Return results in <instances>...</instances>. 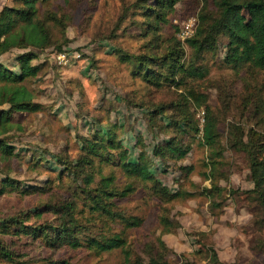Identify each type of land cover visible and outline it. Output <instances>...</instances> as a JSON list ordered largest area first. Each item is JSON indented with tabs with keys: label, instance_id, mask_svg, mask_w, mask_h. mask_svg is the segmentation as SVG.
<instances>
[{
	"label": "rangeland",
	"instance_id": "1",
	"mask_svg": "<svg viewBox=\"0 0 264 264\" xmlns=\"http://www.w3.org/2000/svg\"><path fill=\"white\" fill-rule=\"evenodd\" d=\"M133 1L69 0L65 4L58 0L47 7L59 15H67L69 43L60 53L47 49L34 62L42 67L28 86L33 90L34 102L40 110L15 116L9 146L17 157H0V182L8 177L24 191L33 187L44 191L48 176L63 169L58 157L72 162L84 151L82 142L85 139L94 132L102 136L110 129L119 145L114 154L147 167L153 174L151 186L174 193L181 184L183 190L195 192L194 198H177L167 205L171 220L179 224L173 233L162 236L167 247L175 253L170 257L173 264L184 262L180 255L194 264H207L202 242L213 246L220 264H264V248L261 247L264 231L253 225L254 209L248 207L246 195L242 193L252 188L246 157L226 144L228 124L244 121L241 98L246 84L260 90L264 98V70L237 71L222 64L224 48L220 44L218 59L211 56L204 59L209 70L206 80L194 84L208 96V105L222 134V144L226 146L221 158L223 164L219 166L220 173L226 177L221 178L219 184L226 192L221 200H216L219 207H210L209 199L200 195L203 188L209 186V181L202 177L209 151L198 144L200 133L192 139L183 161L174 163L153 156V148L169 138L159 128L166 124L165 120L158 116L152 120L151 107L170 100L175 89L167 82L156 87L144 81L131 62L120 58L119 51L133 56L147 52L151 42V36L144 35L143 14L131 7ZM11 4V0H0V10ZM202 5V0H179L160 33L162 40L178 39L187 56L190 50L181 38L180 30L197 18ZM63 54L65 59H58ZM14 59L9 54L0 61L10 68ZM204 115L203 108L196 111L200 126ZM189 165L194 171L186 181L178 166ZM103 172L114 173L118 184L123 185L124 178L114 163ZM64 182L66 188L68 177ZM189 182L197 187H190ZM135 186L137 191L123 200L120 207L142 219L141 227L125 232L133 249L141 252L152 234L160 233L157 216L161 210L148 191L137 183ZM50 197L45 192L0 194V220L25 215L28 218L26 225L49 223L54 219L45 210ZM36 212H41V216H34ZM115 228L122 230V226ZM201 233L205 236L201 237ZM0 239L19 255L23 264H52L66 258L69 264H121L122 261L119 251L95 257L82 251H51L36 241L29 243L13 237ZM0 264L8 263L0 261Z\"/></svg>",
	"mask_w": 264,
	"mask_h": 264
},
{
	"label": "trees",
	"instance_id": "2",
	"mask_svg": "<svg viewBox=\"0 0 264 264\" xmlns=\"http://www.w3.org/2000/svg\"><path fill=\"white\" fill-rule=\"evenodd\" d=\"M58 0H11L10 6L0 10V60L12 54L15 59L11 67L0 61V157H17L9 146L12 141L15 116L32 114L40 110L34 102L35 94L28 83L37 78L41 71L35 65L47 49L61 52L69 43L66 35V14L47 8ZM65 4L69 0H62ZM179 0H134L131 7L144 16V35L151 36L148 51L137 56L119 51L122 61L131 62L134 71L142 79L156 87L163 82L173 85V97L158 105H152V120L160 117L166 124L160 129L168 136V141L153 148V156L174 163L183 161L189 151L192 139L200 133L198 144L209 151L204 164L203 180L209 186L200 195L206 196L210 207H219L217 199H222L226 189L220 186L219 166L223 164L222 134L208 105V96L199 91L195 83L206 80L209 70L204 64L206 56L218 59L219 45L224 54L221 63L237 71L264 70V0H202L203 5L197 15V26L193 35L185 40L190 50L187 56L181 42L176 38L162 40L161 30L168 24L169 16L175 11ZM15 53V54H14ZM217 57V58H216ZM262 92L246 84L241 98L243 122L228 124L226 144L234 151L244 154L247 161L252 188L242 193L246 195L252 210L253 225L264 231V98ZM204 109V122L199 124L196 111ZM248 113V114H246ZM102 136L94 132L83 143L84 151L72 162L58 157L63 169L54 176H48L46 186L24 191L17 183L6 177L0 182V194L16 191L21 195L45 192L51 197L45 203V210L54 218L49 223L26 225L27 217L14 216L0 220V237L25 239L29 243H39L49 250L65 253L85 252L99 257L119 251L121 264H173L170 257L175 253L162 239L164 234L173 233L179 224L171 220L167 205L177 198H194V191L183 190L182 185L172 193L168 189H156L150 185L153 174L147 167L118 158L114 151L119 145L110 129ZM114 166L124 178L123 185L117 176L104 168ZM74 164V165H73ZM187 181L194 167L178 166ZM69 182L64 187V179ZM190 181V180H188ZM139 184L149 192L151 199L158 203L160 214L157 222L159 234H152L141 252L133 249L128 241L127 230L142 226V219L126 213L120 203L129 199L137 191ZM190 187L196 184L189 182ZM232 195L235 191H230ZM66 195V196H65ZM34 216H41L36 212ZM116 225L122 226L117 231ZM201 237L205 234L201 233ZM32 241V242H31ZM207 264H220L212 245L202 242ZM264 248V240H261ZM182 264H194L187 261ZM19 255L0 239V261L8 264H23ZM69 264V259L51 262Z\"/></svg>",
	"mask_w": 264,
	"mask_h": 264
},
{
	"label": "built area",
	"instance_id": "3",
	"mask_svg": "<svg viewBox=\"0 0 264 264\" xmlns=\"http://www.w3.org/2000/svg\"><path fill=\"white\" fill-rule=\"evenodd\" d=\"M197 26V18H193L191 21H189L183 28L180 30V36L182 39H187L191 37L196 29ZM79 57V56H78ZM58 59L64 60L65 54L59 55Z\"/></svg>",
	"mask_w": 264,
	"mask_h": 264
}]
</instances>
